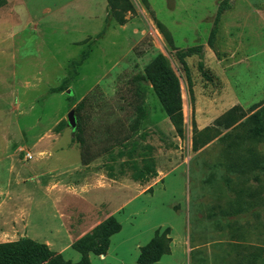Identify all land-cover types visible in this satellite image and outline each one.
I'll return each instance as SVG.
<instances>
[{
	"label": "rangeland",
	"instance_id": "1",
	"mask_svg": "<svg viewBox=\"0 0 264 264\" xmlns=\"http://www.w3.org/2000/svg\"><path fill=\"white\" fill-rule=\"evenodd\" d=\"M158 54L175 117L140 79ZM263 106L264 0H0V244L55 264L264 257V171L222 166H264V132L232 147L220 123Z\"/></svg>",
	"mask_w": 264,
	"mask_h": 264
},
{
	"label": "trees",
	"instance_id": "2",
	"mask_svg": "<svg viewBox=\"0 0 264 264\" xmlns=\"http://www.w3.org/2000/svg\"><path fill=\"white\" fill-rule=\"evenodd\" d=\"M112 5V0H108ZM126 10V8H124ZM118 22L123 23V18L119 17ZM148 82L154 89L163 108L171 116L175 117L179 110L178 88L176 80L168 67L165 58L156 55L144 69V75L140 78ZM233 111H236L235 109ZM233 112L226 114L220 123H223L225 129L232 127L233 134H226L225 138H230L231 146L241 145L244 140H248L254 133L264 132V106L254 111L242 122L237 123ZM234 126V127H233ZM248 129V131H246ZM84 154H82L83 156ZM234 162L225 164L224 170L232 173H244L249 170H263L264 166L251 151H248L247 158L244 155H236ZM246 203L235 202L231 211L240 212L242 205ZM247 205H250L248 203ZM259 251V250H258ZM258 251L247 255V264H264V257L259 258ZM264 252V251H263ZM53 255L46 246L30 243L26 240H20L14 243L0 244V264H55L57 259H52ZM259 261V262H258Z\"/></svg>",
	"mask_w": 264,
	"mask_h": 264
},
{
	"label": "water",
	"instance_id": "3",
	"mask_svg": "<svg viewBox=\"0 0 264 264\" xmlns=\"http://www.w3.org/2000/svg\"><path fill=\"white\" fill-rule=\"evenodd\" d=\"M66 94H70V91L67 90V91H66ZM66 118H67V122H68L69 126H70L72 129H74V128H75V119H74L73 111H70V112L67 114Z\"/></svg>",
	"mask_w": 264,
	"mask_h": 264
},
{
	"label": "crops",
	"instance_id": "4",
	"mask_svg": "<svg viewBox=\"0 0 264 264\" xmlns=\"http://www.w3.org/2000/svg\"><path fill=\"white\" fill-rule=\"evenodd\" d=\"M7 2L11 1V0H6Z\"/></svg>",
	"mask_w": 264,
	"mask_h": 264
},
{
	"label": "built area",
	"instance_id": "5",
	"mask_svg": "<svg viewBox=\"0 0 264 264\" xmlns=\"http://www.w3.org/2000/svg\"><path fill=\"white\" fill-rule=\"evenodd\" d=\"M27 156H29V155H27Z\"/></svg>",
	"mask_w": 264,
	"mask_h": 264
}]
</instances>
